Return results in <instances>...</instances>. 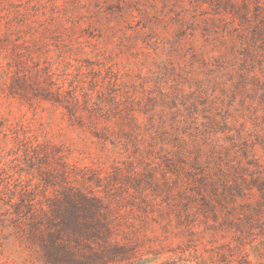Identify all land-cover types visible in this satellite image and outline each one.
Masks as SVG:
<instances>
[{
    "label": "rangeland",
    "instance_id": "obj_1",
    "mask_svg": "<svg viewBox=\"0 0 264 264\" xmlns=\"http://www.w3.org/2000/svg\"><path fill=\"white\" fill-rule=\"evenodd\" d=\"M203 1L0 0V149L14 146L17 131L62 145L68 163L101 168V177L112 164L137 160L139 174L114 181L139 203L130 219L137 224L138 215L153 228L147 235L156 239L150 245L158 253L146 254V264H212L229 240L209 228L222 214L213 221L208 212L205 221L198 169L188 151L202 149L200 160L209 161L215 177L219 166H237L224 159L226 149L241 126L251 131L258 95L242 81L245 51L229 32L230 17L220 20ZM49 89H72L81 109L87 99L103 115L79 126L44 98ZM104 127L108 139L93 136ZM239 166L249 180L253 167L244 159ZM181 185L188 187L185 198L176 195ZM168 188L176 208L189 204L196 218L171 213L165 232ZM251 193L246 201L255 203L254 188ZM245 249L259 261L248 244ZM0 264L22 263L6 246Z\"/></svg>",
    "mask_w": 264,
    "mask_h": 264
},
{
    "label": "trees",
    "instance_id": "obj_2",
    "mask_svg": "<svg viewBox=\"0 0 264 264\" xmlns=\"http://www.w3.org/2000/svg\"><path fill=\"white\" fill-rule=\"evenodd\" d=\"M206 1L212 7V14L219 15L220 20L224 21L226 15L230 17L228 24L233 26L229 32H236L238 43L245 51L242 81L258 95L256 107L250 113L251 131L241 126L233 146L226 149L224 159L236 161L237 166L232 164L229 169L219 166V177H215L209 161L205 165L200 160L202 149L188 151L193 154L194 168L198 169L196 180L205 221H208V212L213 221L222 214L219 225L209 228L224 233L223 237L229 236L210 262L264 264V0L203 2ZM44 98L62 106L68 119L79 126H84L85 119L92 123L103 115L102 108L97 103L89 105L87 99L81 109L72 89L65 92L49 89ZM103 129L93 130V136L108 139L107 128ZM12 138L13 147L0 149V254L6 246L13 248L22 264H146L150 260L144 257L146 254L158 253L150 245L156 239L147 235L153 232L148 220L137 215L139 223L136 224L129 217L134 206L140 208L139 203L123 183L114 181L117 177L131 178L139 174L137 160L128 157L121 164H112L101 177V168L68 163L62 145L31 140L17 131ZM214 156L212 152L206 159ZM242 159L253 167L249 180L239 166ZM220 178L222 183L218 182ZM207 186H211L212 192L208 193ZM187 188L181 185L176 195L187 197ZM253 188L258 195L255 203L246 201L252 196ZM169 192L168 188L167 209L161 213L163 218L164 213L167 216L162 226L165 232L171 213L193 217L192 222L196 218L189 204L180 210L176 208L180 204L172 203L175 193ZM141 198V202H146ZM127 206H131L128 212H121ZM247 244L258 262L250 259L245 249ZM235 255L239 258L235 259Z\"/></svg>",
    "mask_w": 264,
    "mask_h": 264
}]
</instances>
